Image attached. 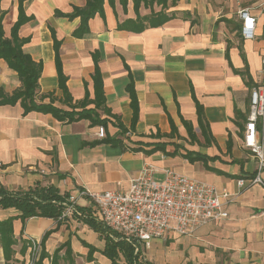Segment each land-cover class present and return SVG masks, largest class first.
Here are the masks:
<instances>
[{"label": "crops", "instance_id": "1", "mask_svg": "<svg viewBox=\"0 0 264 264\" xmlns=\"http://www.w3.org/2000/svg\"><path fill=\"white\" fill-rule=\"evenodd\" d=\"M86 2L24 0L29 20L20 26L19 36L28 37L25 52L43 64L37 103L81 111L78 105L86 97L95 98L93 75L98 64L109 112L97 111L106 124L86 118L59 120L35 110L25 113L20 101L1 104L0 187L32 195L51 187L62 197L53 200L62 206L55 210L63 212L62 203L78 189L124 191L146 165L169 167L235 196L227 206V218L203 225L191 235L171 232L155 238L149 248H142V257L150 264H264V186L237 185L239 178L249 180L257 169L244 138L251 90L262 80L264 54L262 17L257 37L244 39L237 11L251 7L259 15L261 0H168L164 8L157 1H143L140 16L163 9L175 17L141 32L118 27L127 19H137L133 0H127L125 8L120 0L114 4L106 0L103 13L89 20V32L77 37L73 32L81 18L58 16L56 11L70 13ZM1 6L7 12L5 34L10 36L19 17V0H2ZM54 32L61 41L68 94L59 84ZM20 86L17 72L0 58V88L12 93ZM131 89L139 106L135 123ZM197 103L202 106V124ZM101 126L104 136L99 133ZM188 154L203 158L192 160ZM155 176L164 179L161 171ZM261 176L264 180V170ZM20 214L14 206H0V220ZM99 223L96 208L86 197L78 200L67 218H16L14 234L19 242L12 259L24 261L29 245L23 253V241L41 240L51 231L41 252L52 256L69 242L75 264H111L103 253L108 238L94 228ZM120 258H124L121 253L118 264H128ZM4 260L0 251V264ZM44 264H51V258ZM60 264L69 260L62 257Z\"/></svg>", "mask_w": 264, "mask_h": 264}, {"label": "built area", "instance_id": "2", "mask_svg": "<svg viewBox=\"0 0 264 264\" xmlns=\"http://www.w3.org/2000/svg\"><path fill=\"white\" fill-rule=\"evenodd\" d=\"M259 9V15L253 13L251 7H242L237 11L242 21L240 31L244 39L257 37L260 17L263 19L264 39V0H261ZM261 75L260 84L251 90L244 138L245 147L251 150L257 160V169L251 179L239 178V187L247 184L264 186L261 176L264 170V54ZM99 133L105 135L103 126ZM159 171L163 173V180L155 176ZM234 196L226 189L220 190L214 184L172 168L158 169L148 164L130 182L127 190L78 189L62 203L65 209L61 218L74 213L80 198H89L102 225L112 235L132 245L134 253L140 255L141 249L149 248L155 238H166L171 232L191 235L203 225L227 218V206ZM29 242V255L24 261L10 259L4 260L2 264H35L41 253V240L30 238Z\"/></svg>", "mask_w": 264, "mask_h": 264}, {"label": "trees", "instance_id": "3", "mask_svg": "<svg viewBox=\"0 0 264 264\" xmlns=\"http://www.w3.org/2000/svg\"><path fill=\"white\" fill-rule=\"evenodd\" d=\"M106 0H87L84 6H74L73 11L70 13H62L60 11H56V15L58 16H66L70 19L75 17L81 18L80 26L73 32L74 36L82 37L89 32V20L94 17L96 14L103 13V7ZM110 3L114 4L115 0H108ZM124 6L126 7L127 0H120ZM136 12L138 14L137 19H127L125 22L118 25V27L122 29H129L136 32H141L145 30L147 27L152 26H160L175 17V13L167 14L162 9L159 12L152 13L148 16H140L138 13L140 4L144 1L145 4L147 0H133ZM151 2L157 1L159 4L163 5V8L166 6L168 0H150ZM173 3L176 0H171ZM24 0H19V17L16 23L13 25L11 29L10 36H6L3 20L6 15V11L2 9L0 0V58H3L8 66L15 70L18 74V77L21 81V86L15 89L12 93H6L2 88H0V105L1 104H16L18 101L21 102L22 106L25 109V113L30 111H40L44 113H52L59 120L68 119L69 121L79 120L82 118L90 119L94 123L97 124H106L105 118H100L97 109H104V111L109 112V109L106 107V99L103 89V78L96 63L95 72L93 75L94 79V87H95V98L86 99L78 105V107H82L81 111H64L59 107L54 106L51 103H37L36 95L39 89V78L42 73L43 64L41 61H36L33 57L25 52L24 45L29 40L28 37H20L19 36V28L20 26L29 20V17L25 14V10L23 7ZM54 35V48H55V62L58 70L59 76V84L60 87L64 90L65 94H68V88L66 86V77L63 73V64L60 57V44L56 36ZM239 73L245 75L246 72L238 71ZM131 105L134 109V119L133 123L137 121L138 118V99L135 95V92L131 89ZM94 103V108H86L89 104ZM199 121L203 123V111L202 106L197 103ZM190 133H192L191 127L188 125ZM118 142V140H113ZM192 160L195 158L201 159L203 156L196 155L195 157H191ZM69 196V195H68ZM67 196V197H68ZM62 197L56 193L51 187L48 189H40L35 195L30 193H12L7 191L3 187H0V206L7 207H16L21 210L20 215H15L8 217L6 219L0 220V251H2L3 256L6 260H10L15 255L14 246L18 244L19 240L14 234V220L16 218H21L25 220L30 216H51L55 218L61 217L62 211L55 210V207L58 205L55 202L59 201ZM55 200V202H53ZM58 206H61L58 205ZM62 207V206H61ZM61 221V220H60ZM94 228L101 232L102 234L105 232L107 239L106 247L103 250V253L111 259V264H118V258L120 253L124 256L126 262L128 264H150L146 262H142L139 259V255L134 253V247L121 239H114L111 236V233L107 231L101 223L94 225ZM51 231H48L41 239V245L45 242V239L50 234ZM29 241H23V246L21 251L25 253ZM90 246V245H89ZM65 249V254L61 255V250ZM91 251L94 250L92 246H90ZM65 258L69 260V264H75V260L73 258V251L70 246V243L62 244L51 256L46 251L42 250L40 253L39 259L35 262V264H44V260L46 258H51V264H60L61 258ZM88 261L93 260L91 254L87 256Z\"/></svg>", "mask_w": 264, "mask_h": 264}, {"label": "rangeland", "instance_id": "4", "mask_svg": "<svg viewBox=\"0 0 264 264\" xmlns=\"http://www.w3.org/2000/svg\"><path fill=\"white\" fill-rule=\"evenodd\" d=\"M102 226L104 227V225H102ZM104 228H105L107 231H109V232H110V230H109V229H107L106 227H104ZM142 252H143V250L141 249V251H140V255L138 256V257H139V259H141V260H142V262H146V263H148V260L142 257ZM120 260H121V261H123V260H124V258H120Z\"/></svg>", "mask_w": 264, "mask_h": 264}]
</instances>
